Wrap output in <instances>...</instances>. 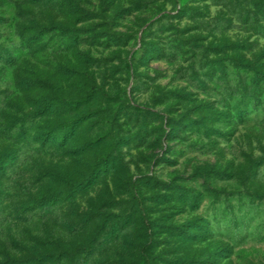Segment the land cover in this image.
<instances>
[{
  "label": "rangeland",
  "instance_id": "1",
  "mask_svg": "<svg viewBox=\"0 0 264 264\" xmlns=\"http://www.w3.org/2000/svg\"><path fill=\"white\" fill-rule=\"evenodd\" d=\"M256 76L264 0H0V264H264Z\"/></svg>",
  "mask_w": 264,
  "mask_h": 264
},
{
  "label": "trees",
  "instance_id": "2",
  "mask_svg": "<svg viewBox=\"0 0 264 264\" xmlns=\"http://www.w3.org/2000/svg\"><path fill=\"white\" fill-rule=\"evenodd\" d=\"M258 76H256V77H258ZM260 77H262V76H260ZM260 77L256 78V80L253 82V88L257 89V88L261 87L264 78H260ZM52 199H53V196H51V194H49L46 198V201L48 202V201H51Z\"/></svg>",
  "mask_w": 264,
  "mask_h": 264
}]
</instances>
